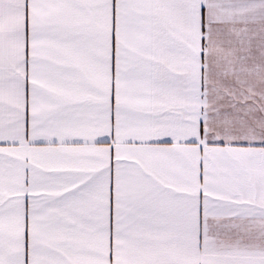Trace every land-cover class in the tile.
<instances>
[{
  "label": "snow or ice",
  "instance_id": "6c2138e0",
  "mask_svg": "<svg viewBox=\"0 0 264 264\" xmlns=\"http://www.w3.org/2000/svg\"><path fill=\"white\" fill-rule=\"evenodd\" d=\"M0 264H264V0H0Z\"/></svg>",
  "mask_w": 264,
  "mask_h": 264
}]
</instances>
